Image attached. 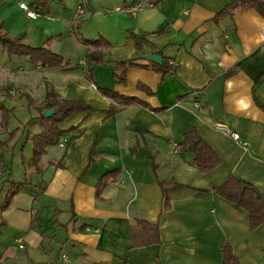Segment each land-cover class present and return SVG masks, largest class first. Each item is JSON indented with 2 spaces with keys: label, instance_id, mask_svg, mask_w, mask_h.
Instances as JSON below:
<instances>
[{
  "label": "crops",
  "instance_id": "crops-1",
  "mask_svg": "<svg viewBox=\"0 0 264 264\" xmlns=\"http://www.w3.org/2000/svg\"><path fill=\"white\" fill-rule=\"evenodd\" d=\"M22 1L30 2L0 0L6 8L0 23L9 35L22 34L33 46L51 38V50L81 63L87 47L71 32L80 21L84 37L101 35L111 43L104 64L92 66L94 82L156 111L130 105L107 117L109 99L81 69L30 65L20 70V85L0 80V94L7 97L17 96L15 88L18 95L29 88L39 90L33 99L42 100L49 85L60 98L91 107L60 123L62 146H47L37 164L30 156L36 180L45 183L28 181L32 189L23 200L26 165L20 167L22 181L11 178L0 147V177L8 170L0 185L3 202L12 184L22 182L0 211V223L13 227L18 246L24 245L21 264H221L226 242L239 264H264V224L250 229L246 212L213 191L235 175L264 195V15L249 9L215 19L231 0H93L82 12L85 0H49L45 15L30 19L18 6ZM133 3L144 8L135 14L114 10ZM152 53L172 70L163 75L153 69L155 62L147 60ZM117 62L133 65L119 68ZM123 70L125 81L119 82L113 72ZM191 126L217 152L218 166L201 171L190 151L179 150ZM40 130L37 112L23 132L27 139ZM113 168L118 175L97 197V179ZM136 219L158 225L159 244L132 248ZM0 253L8 257L6 249Z\"/></svg>",
  "mask_w": 264,
  "mask_h": 264
},
{
  "label": "trees",
  "instance_id": "trees-1",
  "mask_svg": "<svg viewBox=\"0 0 264 264\" xmlns=\"http://www.w3.org/2000/svg\"><path fill=\"white\" fill-rule=\"evenodd\" d=\"M60 1V0H58ZM91 0H85L80 7L87 6ZM49 0H30L29 7L44 13L48 9ZM254 9L264 15V0H231L219 9L214 18L218 19L224 16L232 15L238 10ZM80 21L71 25L73 36L81 44L87 47L84 53V59L81 63L72 64L61 54L54 52L48 46L50 39H46L43 45L33 46L23 41V35L19 34L11 36L4 25L0 23V46L10 56H24L33 67L58 69L62 71H70L81 69L86 72L89 80L93 81L97 90L110 101V106L106 111L107 117L117 113L122 107L130 105H139L148 107L151 110L156 109L148 106L146 102L126 94L119 93L111 87L100 85L94 82L92 75V66L94 64H104L105 51L111 47V43L103 36L86 38L80 31ZM133 65V62H117L116 66ZM152 68L160 71L163 75L171 71L173 67H166L164 62L160 64H152ZM125 70L121 73L113 72L117 76L119 82H124L122 77ZM30 104L39 110V119L41 130L30 136L32 143V164H37L41 156L45 153L47 146L57 145L60 138L65 135V131L60 128V123L76 113H88L91 107L82 101L65 100L60 98L53 89L46 85V93L42 100L27 97ZM46 109L53 110V113L45 116ZM179 150L190 151L193 154L192 162L195 167L201 171H207L218 166L221 159L217 152L199 135L194 126L189 127L179 142ZM119 173L118 168H113L102 173L95 183V194L100 196L103 189L112 181ZM22 182L12 184V188L8 191L6 199L0 207V211L5 209L17 189ZM213 191L224 200L243 209L246 212L248 226L255 229L264 224V195L252 183L235 175H229L217 186L213 187ZM166 196V195H165ZM167 199V198H166ZM132 248L154 245L160 243V233L158 225L155 222L146 219H136L130 226ZM264 252V249H263ZM221 264H239L238 257L234 254L231 245L226 242L220 246Z\"/></svg>",
  "mask_w": 264,
  "mask_h": 264
},
{
  "label": "rangeland",
  "instance_id": "rangeland-1",
  "mask_svg": "<svg viewBox=\"0 0 264 264\" xmlns=\"http://www.w3.org/2000/svg\"><path fill=\"white\" fill-rule=\"evenodd\" d=\"M93 0L90 1V3ZM117 6V5H116ZM114 6V7H116ZM113 7V8H114ZM6 8H0V16L3 15V11ZM31 64L28 62L27 58L24 56H10L3 48L0 46V80H10L16 82V86L20 85L23 81L24 72L20 70H27L30 68ZM4 68L3 69H1ZM14 97L9 95V97L0 94V138L8 140L0 141V147L5 149V159L6 165L11 167V178L15 180L22 181L23 178L22 170H20L23 165H26L24 170L26 171L27 183L24 184L20 190L19 198L23 200L25 195H29L32 185L28 182L39 183L40 186L45 183L42 177H38L36 180L35 166L31 164L29 158L31 156V140L26 137V131L23 132L25 127V122L30 120V118L39 112L38 108L31 105L28 96H39V90H34L33 92L29 88H24L21 90V94ZM2 97V98H1ZM32 124V123H31ZM30 124V125H31ZM29 125V126H30ZM6 128V130H5ZM11 133V134H10ZM11 136V138H10ZM13 152V157L10 152ZM10 159L12 160L11 164ZM23 159H26L25 164H21ZM15 161L19 162L18 166ZM29 161V162H28ZM24 167V166H23ZM21 172V173H20ZM8 177V170H5L3 175L0 177V185L4 178ZM36 185L33 189H38L40 187ZM5 187V186H4ZM2 194V195H1ZM5 196L4 190L0 192V204L3 202ZM16 236H19L11 226H6L0 223V252L6 249L8 257H0V264H21L24 259V245L18 246V242L15 241ZM7 246V248L5 247ZM1 256V253H0Z\"/></svg>",
  "mask_w": 264,
  "mask_h": 264
},
{
  "label": "built area",
  "instance_id": "built-area-1",
  "mask_svg": "<svg viewBox=\"0 0 264 264\" xmlns=\"http://www.w3.org/2000/svg\"><path fill=\"white\" fill-rule=\"evenodd\" d=\"M19 8H21L24 12L25 15L30 18V19H37L39 17H43L45 13H39L38 11L34 10L33 8L29 7V5L26 2H19ZM144 6L141 3H133V4H128L125 6H116L114 10L119 11V12H124V13H133L135 14L136 12L142 10ZM83 8L79 6V12H82ZM215 128H222L224 129L223 125L216 124ZM229 135L234 139V140H239V134L236 132H229ZM65 142V139L62 138L59 140V145H63ZM117 184H120V182L116 181Z\"/></svg>",
  "mask_w": 264,
  "mask_h": 264
},
{
  "label": "water",
  "instance_id": "water-1",
  "mask_svg": "<svg viewBox=\"0 0 264 264\" xmlns=\"http://www.w3.org/2000/svg\"><path fill=\"white\" fill-rule=\"evenodd\" d=\"M147 60L160 64L161 63V56L158 55L157 53H152L149 56H147ZM52 113H53V110H51V109H46L44 111L45 116H48Z\"/></svg>",
  "mask_w": 264,
  "mask_h": 264
}]
</instances>
